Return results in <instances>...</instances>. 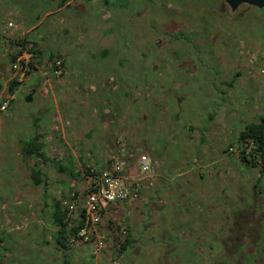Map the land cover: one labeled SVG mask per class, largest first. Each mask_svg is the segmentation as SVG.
Returning <instances> with one entry per match:
<instances>
[{
  "label": "rangeland",
  "instance_id": "rangeland-1",
  "mask_svg": "<svg viewBox=\"0 0 264 264\" xmlns=\"http://www.w3.org/2000/svg\"><path fill=\"white\" fill-rule=\"evenodd\" d=\"M14 55L34 69L14 70ZM52 55L64 61L60 76ZM262 70L264 7L0 0V96L9 103L0 111V227H55L56 201L82 198L92 172L118 158L124 180L153 185L108 206L102 227L148 229L143 237L167 244L154 241L152 255L190 264H264L263 165L248 167L237 149L245 126L264 121ZM37 132L47 160L24 162L21 146ZM142 154L154 173L140 172ZM15 233L21 264H42L38 232ZM13 243L7 234L0 264H10Z\"/></svg>",
  "mask_w": 264,
  "mask_h": 264
},
{
  "label": "built area",
  "instance_id": "built-area-1",
  "mask_svg": "<svg viewBox=\"0 0 264 264\" xmlns=\"http://www.w3.org/2000/svg\"><path fill=\"white\" fill-rule=\"evenodd\" d=\"M13 66L14 70L20 72L29 71L28 62L22 55H17ZM51 66L56 67L54 71L56 76L62 74L61 60H56ZM8 104V101L2 100L0 96V111H6ZM137 162L143 175L154 173L155 166L148 154L140 155ZM108 164L107 169L92 175L87 192L82 198L79 199L73 194L69 199L62 201V206L68 213V217H73L81 222V227L73 240L92 246V254L96 257L106 250L109 234L114 235L120 245L128 234L124 227L117 229L112 227L109 228V232L105 227H102L107 207L116 203L138 200L142 195L143 185L150 187L153 185V180H147L144 183L136 180L129 182L124 180L122 172L125 163L118 158L111 159Z\"/></svg>",
  "mask_w": 264,
  "mask_h": 264
},
{
  "label": "crops",
  "instance_id": "crops-1",
  "mask_svg": "<svg viewBox=\"0 0 264 264\" xmlns=\"http://www.w3.org/2000/svg\"><path fill=\"white\" fill-rule=\"evenodd\" d=\"M41 133V132H40ZM42 134V133H41ZM22 148V146H21ZM21 152V151H20ZM21 156V155H20ZM21 158V157H20ZM23 228H28L31 231H37L39 236L37 240L40 242L36 247L40 250L42 257V264H117L121 261L122 264H190V260L184 255L180 258L171 259V257L164 255H152L151 249L154 241L157 240L160 246L162 243L167 246L162 237L154 240L152 237L144 236L147 234L148 229L137 230V227H128V233H130V242L127 245L126 250L119 252L121 249L118 240L114 235L109 234L107 248L99 256H93L92 246L86 243H80L72 238L65 242L64 239L59 238L58 227H0V246L3 243L5 236L8 234L10 241L19 242V236L15 231ZM108 232L109 228L105 227ZM41 231V232H40ZM142 235V236H141ZM22 236V235H20ZM142 238V239H139ZM28 236H23V239H28ZM145 241V242H142ZM145 244H148L146 246ZM14 250L10 247L8 250L10 255L7 257V262L10 264H21L24 260V245L13 243ZM146 248V249H145ZM1 263V261H0Z\"/></svg>",
  "mask_w": 264,
  "mask_h": 264
},
{
  "label": "trees",
  "instance_id": "trees-1",
  "mask_svg": "<svg viewBox=\"0 0 264 264\" xmlns=\"http://www.w3.org/2000/svg\"><path fill=\"white\" fill-rule=\"evenodd\" d=\"M18 42L19 41L15 42L16 45L20 44ZM21 46L23 47L24 45L22 44ZM16 57L17 55L12 56V62L16 60ZM49 60L50 62L55 63L56 60H61V57L60 55H52ZM36 62L38 64H41V61L38 59V57H36ZM34 63L35 62L33 61L29 62V71L31 69H34ZM61 66L62 69H64L63 60H61ZM55 69L56 67H52L51 73H54ZM260 74L263 76L264 71L262 70ZM16 85H18V81L16 79H13L10 82L9 87L10 89L14 90V87ZM41 139L42 135L37 132L32 139L23 143L21 148V158L24 162H28V160L30 159H35L42 162L47 160V156L43 149L44 145ZM238 146V156L241 162L252 168L256 167V163H262L264 171V121H261L258 124L250 123L246 125L240 133ZM29 171L31 180L34 184L40 185L44 182L43 178L45 174L42 170V167H39L36 161L34 163V166L32 168H29ZM94 174L95 172H92L91 175ZM55 208L56 209L51 220H53V225L58 227L59 238L64 239L65 242H68L71 238L73 239L76 236L78 230L81 227V222L77 219H74L73 217H68V213L65 210H62V203L59 200L56 201ZM129 242L130 233L127 234L126 239L123 243H121V249L119 250V252L125 251L127 245H129Z\"/></svg>",
  "mask_w": 264,
  "mask_h": 264
},
{
  "label": "water",
  "instance_id": "water-1",
  "mask_svg": "<svg viewBox=\"0 0 264 264\" xmlns=\"http://www.w3.org/2000/svg\"><path fill=\"white\" fill-rule=\"evenodd\" d=\"M228 2L233 7H239L241 5H249L256 8H263L264 7V0H228ZM33 97V92L29 94L26 98L27 102H31Z\"/></svg>",
  "mask_w": 264,
  "mask_h": 264
},
{
  "label": "clouds",
  "instance_id": "clouds-1",
  "mask_svg": "<svg viewBox=\"0 0 264 264\" xmlns=\"http://www.w3.org/2000/svg\"><path fill=\"white\" fill-rule=\"evenodd\" d=\"M63 207V206H62Z\"/></svg>",
  "mask_w": 264,
  "mask_h": 264
}]
</instances>
